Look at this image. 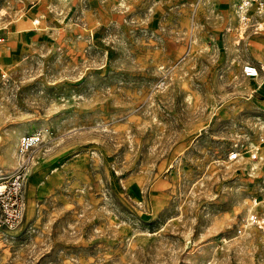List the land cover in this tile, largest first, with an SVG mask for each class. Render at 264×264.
<instances>
[{
	"label": "rangeland",
	"instance_id": "obj_1",
	"mask_svg": "<svg viewBox=\"0 0 264 264\" xmlns=\"http://www.w3.org/2000/svg\"><path fill=\"white\" fill-rule=\"evenodd\" d=\"M238 3L0 0V264H264Z\"/></svg>",
	"mask_w": 264,
	"mask_h": 264
},
{
	"label": "built area",
	"instance_id": "obj_2",
	"mask_svg": "<svg viewBox=\"0 0 264 264\" xmlns=\"http://www.w3.org/2000/svg\"><path fill=\"white\" fill-rule=\"evenodd\" d=\"M237 13L240 23L243 26H246V29H253L252 32L254 33L264 30V0H239ZM40 21L41 19L38 18L32 22L34 28L40 25ZM242 72L245 77L264 80V65L262 64L255 65L252 63H246L243 65ZM40 141H43L42 134L27 136L23 139V146L27 149ZM261 143H264V137H261ZM258 151V147H255L250 151L253 159L257 158ZM240 156L241 153L238 150H235L230 153L229 159L234 161ZM5 192V188L0 192V200H2V196ZM21 207V203H15V205L12 206V209L9 210L10 214L7 217V221L10 224L15 225L20 221L22 216ZM248 223L261 228L264 226V221L257 215L253 214L248 218Z\"/></svg>",
	"mask_w": 264,
	"mask_h": 264
},
{
	"label": "crops",
	"instance_id": "obj_3",
	"mask_svg": "<svg viewBox=\"0 0 264 264\" xmlns=\"http://www.w3.org/2000/svg\"><path fill=\"white\" fill-rule=\"evenodd\" d=\"M256 45H257V50L260 52V54H259V57H260V59H263L264 60V44H260V43H256ZM253 61H254V59H253ZM258 63L259 62H257V63H255L256 65H258ZM262 63V62H261ZM246 64V63H245ZM256 81H258L259 80V82L261 83L260 84V86H259V89L260 90H257V91H254L253 93H252V95L255 93V92H261V93H263V95H264V80H260L259 78L258 79H255ZM258 85V84H257ZM251 97H253V96H251L250 95V98ZM262 102V105H264V99L261 101Z\"/></svg>",
	"mask_w": 264,
	"mask_h": 264
},
{
	"label": "bare ground",
	"instance_id": "obj_4",
	"mask_svg": "<svg viewBox=\"0 0 264 264\" xmlns=\"http://www.w3.org/2000/svg\"><path fill=\"white\" fill-rule=\"evenodd\" d=\"M242 29H244V28H242ZM1 191H3V189H2V188H0V192H1Z\"/></svg>",
	"mask_w": 264,
	"mask_h": 264
}]
</instances>
